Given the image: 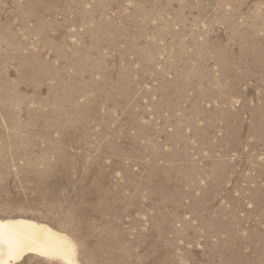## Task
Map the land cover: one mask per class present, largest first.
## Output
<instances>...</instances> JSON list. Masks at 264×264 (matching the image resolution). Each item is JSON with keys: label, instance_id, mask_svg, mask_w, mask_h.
I'll use <instances>...</instances> for the list:
<instances>
[{"label": "rangeland", "instance_id": "1", "mask_svg": "<svg viewBox=\"0 0 264 264\" xmlns=\"http://www.w3.org/2000/svg\"><path fill=\"white\" fill-rule=\"evenodd\" d=\"M21 216L77 264H264V0H0Z\"/></svg>", "mask_w": 264, "mask_h": 264}, {"label": "bare ground", "instance_id": "2", "mask_svg": "<svg viewBox=\"0 0 264 264\" xmlns=\"http://www.w3.org/2000/svg\"><path fill=\"white\" fill-rule=\"evenodd\" d=\"M0 264H15L28 255L77 264V247L66 234L26 217H0Z\"/></svg>", "mask_w": 264, "mask_h": 264}, {"label": "snow or ice", "instance_id": "3", "mask_svg": "<svg viewBox=\"0 0 264 264\" xmlns=\"http://www.w3.org/2000/svg\"><path fill=\"white\" fill-rule=\"evenodd\" d=\"M0 242H2V237H0Z\"/></svg>", "mask_w": 264, "mask_h": 264}]
</instances>
